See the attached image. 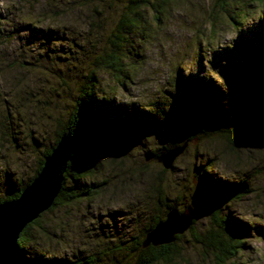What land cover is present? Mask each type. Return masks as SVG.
Segmentation results:
<instances>
[{
	"label": "rangeland",
	"instance_id": "rangeland-1",
	"mask_svg": "<svg viewBox=\"0 0 264 264\" xmlns=\"http://www.w3.org/2000/svg\"><path fill=\"white\" fill-rule=\"evenodd\" d=\"M120 1L0 0V196L32 179L55 144L79 86L96 58L108 52ZM223 1L230 3L228 10H222ZM240 1L237 24L229 18L239 4L233 0H173L161 22L146 9V32L135 37L123 75L100 66L101 91L116 105L156 115L160 129L150 140L94 141L80 152L73 166L92 173L81 183L94 192L45 214L32 230L33 258L131 264L133 238L158 214L153 185L163 178L180 210L201 215L209 193L198 174L207 168L208 190L247 182L249 194L225 210L246 232L230 264H264V57L246 45L251 32L262 29L264 0ZM179 68L184 78L204 76L213 83L218 123L231 126L237 137L212 133L197 139L160 177L162 166L153 154L187 126ZM209 225L199 216L196 233ZM178 244L182 257L175 264H216L190 233Z\"/></svg>",
	"mask_w": 264,
	"mask_h": 264
},
{
	"label": "trees",
	"instance_id": "trees-1",
	"mask_svg": "<svg viewBox=\"0 0 264 264\" xmlns=\"http://www.w3.org/2000/svg\"><path fill=\"white\" fill-rule=\"evenodd\" d=\"M172 1L121 0L118 3V18L115 28L111 32L110 47L107 48L108 52L96 58L94 67L90 69L79 86L75 105L73 106L74 109L69 120L58 133L55 144L44 152L43 159L40 161L32 179L25 185L16 188V190L0 196V204L19 198L22 190L39 174L45 159L51 154L61 136L65 132L72 134L74 150L64 175L62 189L53 205L22 231L16 250L21 261L20 264H48L33 258L32 254L29 253L28 249L32 243L33 228L39 225L45 214L52 213L57 207L69 206L81 199H89L92 196L94 187L81 183L83 179L92 173L82 169L76 170L73 166L82 150L89 148L91 142L94 141L130 142L150 140L155 132L160 129L157 126L156 115L152 116L151 114L142 113V110L138 107L129 108L121 104L116 105L112 97L106 96L100 89L99 72L101 71L99 68L101 66L104 70H111L116 75L122 76L124 66L129 63L127 62L126 54L131 51V48H134L135 37H143L146 32V9H151L154 12L155 21L161 22L162 15L168 11ZM233 2L239 4L236 5V10L232 9L229 18L233 23L237 24L236 17L242 12L240 7L242 1L233 0ZM228 5L230 3L223 1L221 4L222 10H228L226 8ZM127 43L128 45L132 43L128 50L123 47ZM246 45L252 52H257L264 57V20H262V29L253 30L248 36ZM181 72L182 70L179 68L178 83L182 88L179 103L185 111L187 126L181 130L178 140L170 142L168 145L165 144L160 150L156 151L153 154L154 159L169 148L186 141H188V149L191 143L197 139L201 140L212 133H217L224 138H228L231 134L232 137H237L233 136L231 126H221L218 123L214 106L219 102L215 99V96L218 95L214 90L213 83H207L204 76H200L201 78L199 76L196 78L192 76L184 78L181 76ZM120 83L124 85V79ZM110 116L113 117L112 120L109 118ZM169 171L162 167L160 177ZM198 176L202 178L201 183L208 186L206 189L209 196L205 199L201 213L209 221L208 229L204 233H196L195 225L201 215L196 209H192L196 216L192 227L184 234L177 235L173 243L157 247L149 246L144 248L142 246L145 236L158 222L165 219L169 210L172 208L179 209L176 200H173L170 195L169 185L163 178H160L157 184L153 185L154 195L152 197L154 209L158 214L151 218V223L140 236L133 238L132 245L127 253L128 260L132 261L131 264H175L182 257V250L178 243L183 240L186 233H190L196 244L201 245L207 253L214 256L216 264H230L234 261L237 254L243 249L246 232L238 228L237 224L229 216L225 215V210L228 205L241 200L249 194L247 182L242 181L233 187L223 186L213 191L208 190L211 180L207 176V168L199 173ZM187 193L185 190L183 196H186ZM25 253L32 256L29 261L23 257ZM88 264L94 263L89 262ZM111 264H120V262L117 260Z\"/></svg>",
	"mask_w": 264,
	"mask_h": 264
},
{
	"label": "water",
	"instance_id": "water-1",
	"mask_svg": "<svg viewBox=\"0 0 264 264\" xmlns=\"http://www.w3.org/2000/svg\"><path fill=\"white\" fill-rule=\"evenodd\" d=\"M187 147L188 141L175 145L157 156L155 161L170 170ZM73 150V136L65 132L45 159L39 174L22 190L20 197L0 204V264H20L16 253L19 237L28 224L55 202L62 189ZM195 217L190 208L183 211L172 208L165 219L148 232L142 246L157 247L173 243L177 235L184 234L192 227Z\"/></svg>",
	"mask_w": 264,
	"mask_h": 264
}]
</instances>
